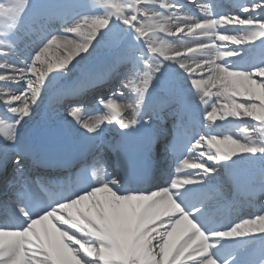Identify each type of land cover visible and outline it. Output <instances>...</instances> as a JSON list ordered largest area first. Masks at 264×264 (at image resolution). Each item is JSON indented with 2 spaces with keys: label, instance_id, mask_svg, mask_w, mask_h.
I'll use <instances>...</instances> for the list:
<instances>
[{
  "label": "snow or ice",
  "instance_id": "snow-or-ice-1",
  "mask_svg": "<svg viewBox=\"0 0 264 264\" xmlns=\"http://www.w3.org/2000/svg\"><path fill=\"white\" fill-rule=\"evenodd\" d=\"M53 93L66 117L22 134ZM8 168L0 264H264V0H0Z\"/></svg>",
  "mask_w": 264,
  "mask_h": 264
},
{
  "label": "bare ground",
  "instance_id": "bare-ground-1",
  "mask_svg": "<svg viewBox=\"0 0 264 264\" xmlns=\"http://www.w3.org/2000/svg\"><path fill=\"white\" fill-rule=\"evenodd\" d=\"M222 2L225 3L226 6H228L230 4H233L235 2V0H221ZM42 2H51V3H64V2H69V0H44ZM71 38V37H70ZM229 42H226V44ZM27 48H30V46H23L22 45V49L25 51L27 50ZM31 53V51L29 52V54ZM34 55V53H31ZM65 54V51L63 48L57 50L55 48V46H53V48L49 51L48 58L52 61H55L56 59L62 57ZM84 55V54H81ZM75 59H79V57H76ZM30 63V61H29ZM73 63H75V60L73 61ZM92 63H94V61H90V62H84L82 61L80 63V65L77 66V68L68 76V80H74V73L76 72V70L78 69H89L92 66ZM71 65H69L70 67ZM106 90V89H105ZM95 95V92H89L88 95L85 97L86 99L91 100V98ZM125 103H128L130 101L125 100ZM62 101L56 96L55 93H53L49 98H47L45 100V102L41 105L40 110L38 111V113L35 115V118H40V114L41 112H43L45 114V116H47L49 118V116L46 114L47 112H54V110L60 109L62 108ZM86 118V117H85ZM30 121L28 126H25L24 128L21 129L22 134L28 133L29 129H31L35 123V121ZM248 119V118H245ZM9 170V168H8ZM7 170V172H8ZM0 175H5L3 170H0Z\"/></svg>",
  "mask_w": 264,
  "mask_h": 264
}]
</instances>
